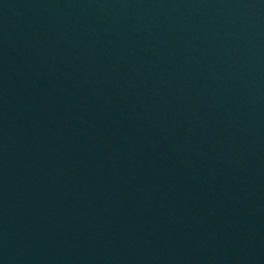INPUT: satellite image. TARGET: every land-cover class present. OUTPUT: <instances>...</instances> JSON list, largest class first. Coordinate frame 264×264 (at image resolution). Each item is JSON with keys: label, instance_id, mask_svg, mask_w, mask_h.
Returning a JSON list of instances; mask_svg holds the SVG:
<instances>
[{"label": "water", "instance_id": "1", "mask_svg": "<svg viewBox=\"0 0 264 264\" xmlns=\"http://www.w3.org/2000/svg\"><path fill=\"white\" fill-rule=\"evenodd\" d=\"M0 264H264V0H0Z\"/></svg>", "mask_w": 264, "mask_h": 264}]
</instances>
